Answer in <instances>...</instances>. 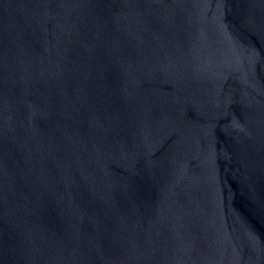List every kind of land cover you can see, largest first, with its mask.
<instances>
[{
    "label": "water",
    "instance_id": "95a60500",
    "mask_svg": "<svg viewBox=\"0 0 264 264\" xmlns=\"http://www.w3.org/2000/svg\"><path fill=\"white\" fill-rule=\"evenodd\" d=\"M0 264H264V0H0Z\"/></svg>",
    "mask_w": 264,
    "mask_h": 264
}]
</instances>
